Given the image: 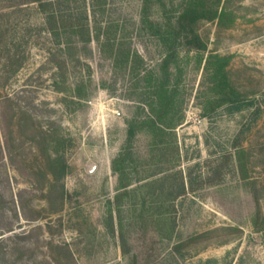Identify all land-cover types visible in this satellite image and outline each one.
I'll use <instances>...</instances> for the list:
<instances>
[{"label":"rangeland","instance_id":"obj_1","mask_svg":"<svg viewBox=\"0 0 264 264\" xmlns=\"http://www.w3.org/2000/svg\"><path fill=\"white\" fill-rule=\"evenodd\" d=\"M165 1L168 8L183 2ZM72 4L80 6L81 0ZM218 6L222 17L196 24L207 49L181 50L178 94L184 119L164 161L152 153L150 133L143 130L136 137L133 186L178 171L186 181L212 176L211 167L249 121L251 109L230 114L220 108L203 115L209 53L229 55L232 84L263 103L264 0H221ZM141 7L142 0H107L90 17L110 22L113 41L137 51L151 69L164 50L143 28ZM150 15L162 16L159 4ZM17 43L26 60L5 76L6 49ZM111 53L110 45L95 40L86 44L73 37L68 46L59 44L46 31L37 3L0 0V194L5 201H0V264H128L104 219L109 207L116 211L120 189L112 159L125 142L128 119L140 111L144 81L125 64L115 65ZM175 143L179 160L170 156ZM242 148L244 172L237 166L222 184L174 202L176 227L159 246V264H264V104ZM56 150L68 163L63 196L48 168ZM129 208L124 198L126 221Z\"/></svg>","mask_w":264,"mask_h":264},{"label":"trees","instance_id":"obj_2","mask_svg":"<svg viewBox=\"0 0 264 264\" xmlns=\"http://www.w3.org/2000/svg\"><path fill=\"white\" fill-rule=\"evenodd\" d=\"M77 1L80 0H26L27 3L38 4L46 31L57 43L68 46L73 37L86 44L93 40L98 43L105 42L110 45L115 65L123 63L128 66L131 74L141 75L144 86L138 97L140 111L128 119L125 142L112 159L113 172L119 177L120 191L115 196L117 213L113 207H109L104 221L110 235L118 237L122 254L127 258L128 264H159V246L163 239L171 238L176 227L175 217L172 216L175 211L174 202L188 192L222 184L225 173L231 171L234 175L238 171L237 166L244 172L242 138L251 128L252 122L263 112L264 99L260 103L235 88L228 74L231 61L229 55L209 53L204 65L207 91L200 102L203 115L210 117L220 108H225L230 114L251 109L249 121L243 123L235 135L232 149L211 167L212 176L200 181L188 177L186 181L183 172L178 171L175 174L165 173L162 177H153L133 186L135 181L130 178V174L137 170L134 152L136 137L143 130L150 133L151 151L159 157V161H164L162 159L168 154L174 129L184 119L178 94L182 78V68L179 65L181 50L207 49L196 24L202 19L222 17L223 13L218 6L221 0H183L179 6L173 2L170 4L171 8L167 7L165 0H142L141 24L158 40L164 50L161 61L151 69L143 66L144 58L137 51L113 41L116 37L111 35L113 26L110 22H92L94 18L90 16L95 14L96 7L104 8L107 0H81L80 6L72 4ZM154 4H159L162 9V16L157 19L150 15ZM6 52L2 73L5 76L13 75L24 65L26 57L20 50V43L8 47ZM171 155H174V159H180L177 143L173 145ZM48 168L55 183L60 184L63 196L62 181L68 171L65 155L56 150L53 156L50 155ZM124 198L128 199L130 206L127 221L121 209ZM0 201H4L1 194ZM258 221V218L255 219L256 223ZM175 248L178 249V246ZM143 253L146 255L142 257Z\"/></svg>","mask_w":264,"mask_h":264}]
</instances>
